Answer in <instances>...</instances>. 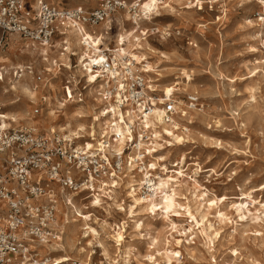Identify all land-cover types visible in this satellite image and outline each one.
<instances>
[{
	"label": "rangeland",
	"instance_id": "1",
	"mask_svg": "<svg viewBox=\"0 0 264 264\" xmlns=\"http://www.w3.org/2000/svg\"><path fill=\"white\" fill-rule=\"evenodd\" d=\"M34 1L28 0L26 4L32 12L36 10V6H33ZM233 1L228 4L225 18H216L218 7L212 10L204 7L202 11L192 9L196 13H186V18H178L174 14L166 15L161 10L158 13L160 16L151 17L150 22L140 21L137 27L125 18L121 27L117 22H113L112 30L103 37L102 41L106 47L109 49L112 47L110 50H113L117 32L122 28L137 30L136 34L139 35L140 40L152 49L149 50V61L154 63L156 73L152 76L157 90L151 96L155 99L162 98L163 104L173 99L175 106L179 105L174 116L181 124H185L189 131L188 134H180L175 138L170 133L164 132V140L161 143H163V152L166 153V163L174 169L179 166V160L184 155L185 161L181 169L194 177L200 191L205 188L209 190V196H211L210 192L216 196L225 195L227 210H230L231 201L238 202L242 198L243 205L248 207L250 212L243 218L233 212L229 214L231 220L225 223L219 222L216 217L210 215L208 220L213 227L207 234L211 237H205L203 234L201 236V233L197 232L186 239L185 235L173 230L161 215L147 217L143 211H140L136 218L140 219L142 227L137 229L123 212L103 202L104 208L89 207L84 211L92 210L91 213L96 216L99 223L104 220L112 229L123 224L121 243L117 245L108 236L112 234V229L103 230L95 224L93 227L99 232L96 239L81 240L80 237L77 239L76 247H83V252L68 249L52 253L49 258L66 255L70 258L67 264H264V219H262L264 208L260 204L264 201V44L260 42L264 39V27H260L257 23L247 26L242 22L243 18L255 19L260 16L257 6H237ZM51 4L63 8L76 6L70 5L72 0H54ZM83 4L81 6L91 8L95 6L96 0L94 3ZM141 28L149 29V32L142 36L138 32ZM152 28L157 29L153 34L150 33ZM164 29L169 31L168 35L162 32ZM20 42L24 40L14 35L3 37L0 32V52L14 56L16 54L14 46ZM62 46L60 38L54 37L48 45L47 56H54L53 52L63 51ZM68 63L70 68L60 63L53 73L49 72L51 74L49 80L55 88L54 91L46 88L42 91L36 88L34 97L36 104L23 99V102L17 106L2 108L0 112L21 109L31 117L38 118L44 107L41 105L42 95H46L51 100V111L60 114L57 124L62 123L61 114H69L74 110L73 106L65 109L62 103L72 95L75 100L87 99L86 93L89 89L84 78L76 72V58L73 55H69ZM42 64L39 60L25 61L24 67L26 65L31 69L11 67L8 69V75L11 76L16 72L18 78L23 70L25 76L21 77L25 81H28V76L31 75L33 83L40 85L43 77L38 70H45ZM3 65L0 64V68ZM27 71L32 73L26 74ZM70 76L77 80L75 86L66 83ZM57 86L63 91H58ZM69 88L72 92L68 91ZM78 93H81L80 98L77 97ZM186 94L199 97V105L196 109L186 108L184 101ZM0 99H3L1 93ZM35 108H38L37 113H33ZM179 109L186 111V115ZM90 120L88 117L81 121L88 123ZM216 120L219 121L218 124H215ZM16 127L23 128L22 122ZM37 131L40 135L48 134L46 128ZM54 133L62 135V132L57 130ZM85 141L80 139L75 142L84 144ZM150 160V157L145 158L144 163ZM184 180L187 183L186 185L182 183L181 193L188 196L192 190L189 189V184L192 182L186 177ZM126 181L125 172V177L113 191H116L118 200H124L128 204L130 199L124 196L127 193ZM143 186L137 191L138 196L147 195L148 189L146 185ZM51 187L52 193L58 198L56 203L64 201L58 187L56 185L53 187L52 184ZM241 193L249 195L252 201L248 197H242ZM92 198L87 193H77L68 206H72L71 203L75 206H78L79 202L88 203ZM102 198L103 201H108V196ZM235 207H232L233 211ZM173 218L178 219L179 216L174 215ZM189 221L191 220L185 219L181 222V226L187 228ZM58 237L61 238V235L59 234L57 239ZM151 237H157L158 243L153 245ZM165 239H169L170 242L165 243ZM173 239L181 240V247L174 245ZM183 243L186 245L184 248ZM164 249L168 251L178 249L181 253L169 254L172 258L168 262L163 254ZM35 261L39 263L42 258L34 256L33 261L30 262Z\"/></svg>",
	"mask_w": 264,
	"mask_h": 264
},
{
	"label": "bare ground",
	"instance_id": "2",
	"mask_svg": "<svg viewBox=\"0 0 264 264\" xmlns=\"http://www.w3.org/2000/svg\"><path fill=\"white\" fill-rule=\"evenodd\" d=\"M38 1L40 0L34 1L33 6H36V8ZM45 1L47 3H53L54 0ZM196 1L198 2L199 0ZM186 2L187 0H166V3L162 6V10L166 13V15L174 14L178 18H186V13H196L191 8L185 7ZM233 2L237 6H257L260 10V16L255 19L243 18L242 22L247 26L257 23L260 27H264V0H234ZM83 3H94V0H85V2L83 0H72V4L70 5L81 6L84 5ZM187 4L190 5V3ZM154 7V0L144 2V9L150 10ZM126 17L127 15L125 13H118L116 22L119 27H121L122 21H124ZM81 29V27H79V29H65L66 35L64 36V40L69 46V48L68 46L66 48L67 52H53L55 55L49 57L47 56L48 46H39L31 39H23L16 34H10L24 40V42H20L14 46L16 53L14 56L0 52V64H4L0 68V93L3 96V99H0V109H5L9 106H17V104L23 102V99H26L31 104H36V101L34 100L37 92L36 88L42 91H44L45 88L49 91H54L55 88H53V85L49 80V76L51 75L49 72L53 73L60 63L64 64V67L70 68L68 63L69 55H73L76 58V72L81 78H84V82L87 84L86 87L89 88L86 93L88 95V100H75L73 95L68 100H65V102L62 103L65 109L73 106L74 110H72L69 114H61L63 122L57 124L58 116H60V114L54 113L57 111H51V100L46 95H42L43 104L41 105L44 107L42 108V112L38 118L31 117L29 113L22 111L21 109L3 110L0 112V126L4 128L11 126L16 127L22 122L23 128L31 129L34 132H38L37 130L46 128L48 130V134H45L47 138H51L53 133L57 130L62 132L63 137L69 140L77 139V141H79L80 139H85L86 148L89 150H108L115 153H121V151L126 149L124 143L126 137L125 134L129 132V129L133 125L136 126L138 131L141 129L148 130L150 128V133L152 134L151 136L153 139L152 143L146 146L144 143H139L136 147L140 148L141 146H145L143 148L147 149V155H149L151 160L147 163L129 162L125 164V172L127 175L125 189L127 190V193L124 194V196L130 199L128 204H126L124 200H118L116 191H113V189L110 193L108 192L107 195L104 194L103 191L97 195L93 194L92 200H89L88 203L79 202L78 206L71 203L72 206H68L76 194L67 192L64 188H58L64 201L56 203L55 219L57 216V220L53 219L51 226L58 230L61 238L58 237L57 241L53 240L54 242L31 244V247L36 249L35 256L41 257L42 261L39 263L35 261L26 264H67L70 261V258L66 255H58L54 258H49L48 256L52 253L68 249H76L77 252H83V247H76L78 244L77 239L79 237L81 240L87 238L96 239L99 232L95 227H93L95 224L99 225L103 230L107 228L112 229L111 225L104 220L99 223L96 216L91 213L92 210L84 211L89 207L92 209L98 208L99 206L104 208L102 206L103 202H105V205L113 206L120 212H123L127 218H130L133 225L137 229L142 227V223L139 221L140 219L136 218L140 211H143L144 215H147V217L161 215L169 222V225L173 230L185 235L186 239H188L189 235H195L197 232L201 233V236L203 234L205 237H211L207 234V232L211 230V227H213L211 225V221L208 220V216L210 215H213L219 222L222 223L230 221L231 218L229 214H232L233 212H235L240 218L245 217L246 214L250 212V209L243 205L242 198L238 202L231 201V203H229L230 210H227L225 195L216 196L214 193L210 192L211 196H209L208 189L204 188L200 191L197 188L199 185L195 182L194 177L185 173L184 170L181 169L185 161L184 155L180 158L178 167L173 169L168 166L165 160L166 153L163 152V143H161V141L164 140V132L170 133V135L175 138L180 134H188L189 131L185 124H181L178 121L176 116H173L170 123L164 122L163 111L161 108V105H163L162 98L155 99L152 96L151 98L149 97L148 99L155 104L154 112L151 116L143 117V119H141V117H138L137 114H134V112L129 109L121 111L119 109V100L117 99V96L116 100L113 101H111V99L104 100L100 96L103 82H96V76L87 72L86 69H83L82 65L87 67L84 62H89V59L94 57L100 49V45H103L104 48H109L106 47L102 41L105 36L103 33H99L95 30V28H92L94 30L92 32L85 31L83 33ZM133 31V28L128 30L122 28L121 31L117 32V35L115 36L114 48H116L118 55H127L131 60H134L135 65L133 67L143 73L148 92L151 95L157 90V86L154 84L153 80L154 77L152 76L153 73H156L154 63L149 61V50L151 51L152 49L147 47V45L140 40L139 35H137L136 32L133 33ZM162 32L166 35L169 34V31L166 29L162 30ZM260 42L261 44H264V39H261ZM95 58L96 57H94V59ZM99 59L102 58L100 57ZM38 60L43 63L42 67L45 69L38 70L41 71V75L43 77V81L40 85L33 83V77L31 75L28 76L29 80L25 81L21 77L22 75L25 76L23 70L21 71L22 73L18 75L20 76L18 78L16 77V72L13 74L15 76L8 75V69L11 67L31 69L30 67H26V65L24 67L25 61L36 62ZM31 73V71L26 72V74ZM70 77L73 81L69 79L66 83H71L72 86H75L77 80L74 79L75 77ZM57 90L61 91L62 88L57 86ZM68 91H71V88H69ZM8 95H10V97L6 98ZM66 101L68 104H66ZM176 108H179V105H176ZM180 112H183V114L186 115V111L180 110ZM88 117L91 119L90 122L87 123L81 121L82 119H87ZM214 122L215 124L219 123L218 120ZM241 124L244 125L242 122ZM111 132L118 133L119 140L112 143L107 142L106 145L102 144L99 139ZM126 155L129 157V161H135L130 156L129 152H126ZM184 177L188 178L189 181L192 182L189 184V189L192 190L188 196L181 193L182 183L185 185L187 183V181L184 180ZM143 185H146L148 189L147 195L138 196L137 191L140 190ZM52 186L54 187V184H52ZM107 196L108 201H103L104 198L102 197L106 198ZM241 196L250 198L249 195L245 193H241ZM237 200L239 199L237 198ZM250 200L252 201L251 198ZM260 204L262 208H264V201H261ZM234 206H236L235 211L232 210V207ZM174 215L179 216V218L174 219ZM185 219L191 220L187 223V228L181 226V222ZM122 228L123 224L121 227L117 226L116 229L113 228L112 234L108 235L117 243V245L121 243L123 238L121 231ZM150 239L153 245L157 244L159 241L157 237H151ZM172 241L174 242V245L181 247V240L173 239ZM87 242V244H89V241ZM169 242V239L165 241L167 244ZM182 246L183 248L186 247L184 243ZM172 253L180 255L181 252L178 249L174 251L164 249L163 254L168 262H170L172 258L169 254ZM150 258L152 257L150 256ZM153 262H155V260H153Z\"/></svg>",
	"mask_w": 264,
	"mask_h": 264
},
{
	"label": "built area",
	"instance_id": "3",
	"mask_svg": "<svg viewBox=\"0 0 264 264\" xmlns=\"http://www.w3.org/2000/svg\"><path fill=\"white\" fill-rule=\"evenodd\" d=\"M27 1L0 0L2 36L16 34L41 46L50 45L57 36L63 51L67 50L64 40L67 28L81 27L83 33L96 28V31L106 35L112 30V23H116L119 12L125 13V20L137 27L140 21L150 22L151 17L160 16L158 13L166 3V0H154L155 7L147 10L143 5L148 0H96L91 8H63L40 0L32 12L26 6ZM232 1L187 0L185 7L198 11L204 7L209 10L218 7L216 18H225L228 4ZM155 31L156 28L150 29L151 34ZM134 32L137 30L134 29ZM138 32L146 35L149 29ZM99 48L94 55L96 58L84 62L87 67L82 65V68L95 75L96 82H103L100 96L111 101L117 96L121 111L129 109L141 119L151 116L155 104L148 99L151 95L144 75L134 69V60L127 55H118L116 48L109 50L103 45ZM65 94L68 98L66 88ZM77 97L80 98L81 93ZM184 101L188 110L199 105V97L194 94H186ZM175 104L171 99L161 105L164 122L172 121L176 114ZM37 112L38 108H35L33 113ZM150 131V128L136 131L133 125L125 134L127 150L115 153L89 150L86 142L77 144V139L69 140L56 133L47 138L31 129L0 126V264L29 263L36 254L31 244L57 239L59 232L51 226V222L55 219L58 198L52 193L51 184L72 193H87L91 197L102 191L107 194L119 186L125 176V164L142 163L149 157L143 147L152 143ZM99 140L106 145L119 140V135L111 132ZM139 143L145 146L136 147ZM126 152L135 161H129Z\"/></svg>",
	"mask_w": 264,
	"mask_h": 264
},
{
	"label": "crops",
	"instance_id": "4",
	"mask_svg": "<svg viewBox=\"0 0 264 264\" xmlns=\"http://www.w3.org/2000/svg\"><path fill=\"white\" fill-rule=\"evenodd\" d=\"M96 29V28H95Z\"/></svg>",
	"mask_w": 264,
	"mask_h": 264
}]
</instances>
